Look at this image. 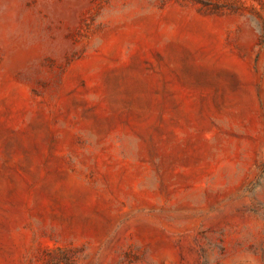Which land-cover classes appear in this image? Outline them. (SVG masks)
Here are the masks:
<instances>
[{
  "label": "rangeland",
  "instance_id": "1",
  "mask_svg": "<svg viewBox=\"0 0 264 264\" xmlns=\"http://www.w3.org/2000/svg\"><path fill=\"white\" fill-rule=\"evenodd\" d=\"M0 264H264V0H0Z\"/></svg>",
  "mask_w": 264,
  "mask_h": 264
}]
</instances>
